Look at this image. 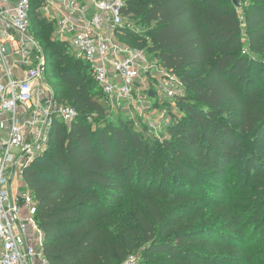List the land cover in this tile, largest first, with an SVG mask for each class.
<instances>
[{
	"label": "trees",
	"instance_id": "1",
	"mask_svg": "<svg viewBox=\"0 0 264 264\" xmlns=\"http://www.w3.org/2000/svg\"><path fill=\"white\" fill-rule=\"evenodd\" d=\"M125 12L152 27L121 39L148 43L186 87L170 138L113 122L94 131L87 118L109 112L102 90L33 14L59 99L80 112L24 174L48 263L264 264V98L248 57L264 54V0H129Z\"/></svg>",
	"mask_w": 264,
	"mask_h": 264
},
{
	"label": "built area",
	"instance_id": "2",
	"mask_svg": "<svg viewBox=\"0 0 264 264\" xmlns=\"http://www.w3.org/2000/svg\"><path fill=\"white\" fill-rule=\"evenodd\" d=\"M128 2L0 0V264H49L24 174L48 150L56 123L71 126L80 115L48 78L52 60L33 31V14L50 22L53 39L89 67L110 113L148 110L140 103L151 90L180 111L182 79L121 39L135 30Z\"/></svg>",
	"mask_w": 264,
	"mask_h": 264
},
{
	"label": "rangeland",
	"instance_id": "3",
	"mask_svg": "<svg viewBox=\"0 0 264 264\" xmlns=\"http://www.w3.org/2000/svg\"><path fill=\"white\" fill-rule=\"evenodd\" d=\"M131 22L133 23L134 27L137 29L139 34L147 35L149 30L152 26L148 25L144 21H137L131 19ZM246 27L243 25V32L242 36L243 38L246 37ZM145 48L148 46V43H145ZM144 48V50H145ZM147 56L149 58H153V54L149 51L145 50ZM248 57L252 62L254 61V67H253V74L252 77L255 81V87L261 91V96L264 98V54H254L252 51L248 53ZM155 60V59H152ZM51 61V59H50ZM53 61L50 62L48 66V78L55 84H57V79L52 75L53 71ZM77 67V66H76ZM60 68V65L55 66V69ZM86 82L89 84L90 88L93 90H96L95 84L91 77H89L88 74H86ZM188 94V93H187ZM187 98L189 99V102H193V99L187 95ZM141 106L146 105L149 107L148 110L144 111H135L134 108H132V112L129 114H125L122 112H114L109 113L106 117H100L97 114H94L93 117L89 116L87 118L88 124L92 127L94 131H99L101 128L105 126V124L109 122H113L117 126L119 125H129L131 129H138L141 131L142 136L145 138H159L160 140L164 138H170V134L168 133V126L171 122H173L174 117L178 115V117L182 116L183 111H175L173 109V104L171 101L165 99L164 97H160L159 95H156L154 97H146L140 103ZM234 189L230 187L228 189V194L232 195L234 194ZM255 192V191H254ZM126 203H120V207L125 206ZM249 208V207H247ZM251 246H248L249 248Z\"/></svg>",
	"mask_w": 264,
	"mask_h": 264
},
{
	"label": "water",
	"instance_id": "4",
	"mask_svg": "<svg viewBox=\"0 0 264 264\" xmlns=\"http://www.w3.org/2000/svg\"><path fill=\"white\" fill-rule=\"evenodd\" d=\"M233 3H234L235 5H238V4H239V0H233ZM149 95H150L151 97L156 96L154 90H151Z\"/></svg>",
	"mask_w": 264,
	"mask_h": 264
}]
</instances>
